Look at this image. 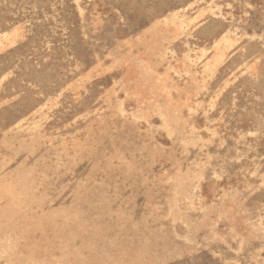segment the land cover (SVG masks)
Here are the masks:
<instances>
[{
	"label": "rangeland",
	"instance_id": "rangeland-1",
	"mask_svg": "<svg viewBox=\"0 0 264 264\" xmlns=\"http://www.w3.org/2000/svg\"><path fill=\"white\" fill-rule=\"evenodd\" d=\"M0 264H264V0H0Z\"/></svg>",
	"mask_w": 264,
	"mask_h": 264
}]
</instances>
